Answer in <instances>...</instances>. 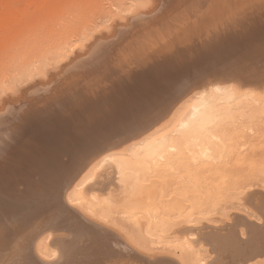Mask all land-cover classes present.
Segmentation results:
<instances>
[{"label": "rangeland", "instance_id": "obj_1", "mask_svg": "<svg viewBox=\"0 0 264 264\" xmlns=\"http://www.w3.org/2000/svg\"><path fill=\"white\" fill-rule=\"evenodd\" d=\"M27 26L41 29L38 39L12 40ZM0 36L4 38L0 37V57L12 61L10 66L0 58L1 74H6L8 64L7 73L13 78L22 76L21 60H28L29 67L40 58L36 53L42 56L48 46L56 51L52 59L48 55L43 70L23 83L9 80L11 85L0 94V122L6 123L0 125V212L15 214L9 218L12 225H1V234L16 245V264L28 259L27 264H37L41 258L50 264H97L101 249L100 240L81 224L69 228L64 222L73 229V239L67 227L61 228L63 220H72L71 214L57 207L56 191L43 189L33 171L28 175L40 168L46 170L45 178L55 181L52 186L65 178L62 188L67 184V190L83 195L87 211L93 208L92 201H111V197L110 206L117 210L158 208L156 221L140 218L131 230L121 228L132 240L118 237L121 249L113 251L114 256L107 254L104 264H179L177 255L189 264L193 262L189 247L198 246L207 255L203 264L243 259L247 264H264V106L253 111L252 106L241 107L242 100H233L232 110H220L197 137L178 139L174 147L163 150L166 159L168 151L172 157L176 153L179 160L173 166L166 160L141 161L136 154L142 149L137 150L127 160L125 177L128 182L133 178L128 187L118 185L114 168H98L97 163L101 144L115 137L125 140L111 151L124 153L137 137L170 135L176 121L190 113L189 97L203 86L199 79L213 63L218 68H246L255 76L246 88L261 99L264 0H0ZM4 41L6 45L1 44ZM224 41L229 42L226 50L219 48ZM212 43L221 54L206 62L212 56L208 54ZM24 184L29 189L28 196L23 195L25 205L16 207L14 203L24 199ZM80 184V190L74 188ZM34 207L39 217L31 214ZM106 228L117 233L109 225ZM182 236L190 246L182 244L177 255L149 244L159 237L180 240ZM68 242L74 247L68 249ZM248 256L259 257L249 260Z\"/></svg>", "mask_w": 264, "mask_h": 264}, {"label": "bare ground", "instance_id": "obj_2", "mask_svg": "<svg viewBox=\"0 0 264 264\" xmlns=\"http://www.w3.org/2000/svg\"><path fill=\"white\" fill-rule=\"evenodd\" d=\"M135 4V3H134ZM137 4V3H136ZM250 12V11H249ZM245 13V12H244ZM249 15V14H248ZM37 23V22H36ZM39 24V22L37 23ZM30 26V25H29ZM27 26L25 28V31L22 27L21 30L19 32H17V36H15L16 34L14 33V36L12 37V40L13 38H16L15 39L16 41L17 40H20L19 42H21V40L23 41H26V40H29L30 37L33 39V37H37V35H39L40 33V30H35L36 27H30ZM248 26V25H247ZM46 28V27H45ZM44 28V30H45ZM27 29V30H26ZM72 29V28H71ZM42 30V32L44 31ZM50 30V29H49ZM48 30V31H49ZM52 30V29H51ZM51 32V31H50ZM45 33V32H43ZM46 33H47V30H46ZM49 33V32H48ZM47 33V34H48ZM244 33V32H243ZM6 33H4L5 35ZM46 34V36H47ZM3 35V34H2ZM8 35V34H7ZM21 35V36H20ZM41 35V34H40ZM64 35V34H63ZM3 38V36H0ZM8 38V36H5ZM6 38V40H8ZM40 38V37H39ZM231 38V37H230ZM244 38V37H243ZM10 41L11 38H9ZM36 39V38H35ZM38 39V37H37ZM14 40V41H15ZM31 40V39H30ZM8 40V43L10 42ZM33 41V40H32ZM103 41V40H102ZM3 42V41H1ZM18 42V43H19ZM34 42V41H33ZM17 43V42H16ZM1 44H7V42L4 41V43H1ZM24 44V43H23ZM5 45H4V50L5 51ZM11 45H13L11 43ZM20 45V44H19ZM28 45H30V42L28 43ZM33 45V44H32ZM52 45V44H51ZM56 44L52 45L55 47ZM209 50H208V54L210 53V55H212L209 59L211 60H205L206 62H212V59L214 58H217V56L219 54H221L219 52V48H224L225 50L227 49L228 45H229V42L228 44L225 43H220L219 44V48L217 46V48L215 49L213 45V43L210 45ZM218 45V44H217ZM238 45V44H237ZM16 46V45H15ZM1 47V46H0ZM3 47V46H2ZM24 47V45L22 46ZM51 47V46H50ZM58 47V45L56 46V48ZM53 49V47H51ZM64 48V47H63ZM62 46L60 49H63ZM14 50V45H13V48ZM15 49L17 50V48L15 47ZM22 49V48H21ZM21 49H19L18 51H20ZM30 49V47H29ZM59 48L57 50H60ZM69 49V48H68ZM67 49V50H68ZM72 48H70L71 50ZM2 50V49H1ZM43 50H46V49H42L41 51ZM7 51H8V47H7ZM24 51V49H23ZM38 52L39 54L41 53ZM55 51L52 50L50 51L49 50V46H48V49L46 50V53H43L42 52V56L40 54V56L36 55V58L40 57L37 61L33 60V63L29 65L28 67V60H26V62L24 60H21L20 63L22 62L21 64V68H19L20 66H18V71L19 70H23L21 71L22 72V76L20 75V77H16V78H13V77H10V73L8 71L7 73V69H6V66L10 63H12V61L9 62L8 58V64L6 65L5 63V70H6V74H8V76L5 77L4 73L3 72V75L1 74L2 73V69L1 72H0V75L4 78H1L0 76V94H2L3 92L5 93L6 89L8 88V85H11V82L13 83L14 80L17 82H20L19 80H21V83L22 80L25 81L27 80L31 75H33L36 71H39V70H43L42 68L44 67L46 61L45 60H48V55H50L49 57L52 59V56L51 55L53 52ZM69 51V50H68ZM10 53H13L11 50H9ZM45 52V51H44ZM56 52V51H55ZM54 52V53H55ZM219 54H218V53ZM5 53V52H4ZM17 54V53H16ZM10 55V54H9ZM22 55H24L22 53ZM25 55H27L25 53ZM201 55V54H200ZM2 56V54H1ZM4 56H6V53L4 54ZM63 56V54H61V52L58 53L57 57L58 58H61ZM3 57V56H2ZM0 57V58H2ZM8 57V56H7ZM14 57V56H13ZM12 59V58H11ZM29 59V58H28ZM33 59H34V56H33ZM4 59L3 57V61H7ZM27 63V67L25 68L24 67V63ZM30 62V61H29ZM226 62V61H225ZM228 63V62H227ZM0 64H2L0 62ZM3 64V66H4ZM14 64V63H13ZM16 64H19V63H15L14 65ZM208 64V63H206ZM198 65V64H197ZM212 65V63H211ZM217 65V64H216ZM220 65V64H219ZM11 66V64H10ZM1 67V66H0ZM9 67V65H8ZM13 67V66H12ZM22 67H24L22 69ZM2 68V67H1ZM4 68V67H3ZM11 68V67H10ZM234 67L231 66V67H225V68H218L215 66V64L213 63V66L211 68H208L207 70V73L204 72V74H202L201 78L199 79V83L202 87L199 89V90H194V92H192L191 96L189 97V101L187 102V104L190 106V113L188 114V116H186L185 118L183 119H178V121H176V123L171 127L170 129V135H165L163 137H159L157 138V136H155L156 134L154 133V135L152 133L148 134L147 136H143L142 138L138 139V140H135V139H132V142L130 145L127 146L126 148V152L124 153H118L116 151H111V149H113L114 147L120 145L123 140H125V138H120V137H115L114 138V141H110V143L107 142H104L103 145L101 148L102 149H99V159L97 161L98 163V168L100 167H103V166H109V167H112L114 168L115 170V173L116 175H118V177L116 178V181L118 183V185H121V186H127L129 184H131V180L133 179L131 176V179L130 181L128 182V180L126 179V175L129 176L128 174V168H127V160L130 158V155H132L133 153H135L137 150L139 149H142L141 152L143 153H139V154H136V157L141 160V161H146V162H149V161H162V160H166V164H169L171 166H173L174 164L177 163V161L179 160L176 153H175V156H171V152L168 151L169 155H168V158L166 159L164 153H163V150L167 147H174V145H176V142L178 141V139H191V138H195L197 137L198 134H200V131L202 130L203 126H205L210 120L212 119H215L217 113L220 112V110H223V111H230L232 110V101H236L237 99L239 100H242L243 102V105H241V107L245 108V107H249V106H252L253 108V111L255 109V107L259 108L260 106H264V91H263V95H262V98L261 99H258V97L255 96V94L253 93V89H249V88H246L247 86H249L250 84L254 83L255 80H253V78H255V76H250L251 73L249 74V72H247V69L245 68L244 70L242 69H233ZM17 69V68H16ZM25 69V70H24ZM233 69V70H232ZM10 70V69H8ZM15 71V66H14V69H13V72ZM219 71V72H218ZM17 74V72H15ZM210 73V74H208ZM245 73H247L245 75ZM15 74V75H16ZM24 75V76H23ZM249 76V77H248ZM7 77H8V82H7ZM257 77V76H256ZM260 78V77H259ZM11 79H14L13 81ZM230 79H232L234 82L233 84H225L227 81H230ZM9 80L11 82H9ZM88 82V81H86ZM10 83V84H9ZM90 83V82H89ZM88 83V84H89ZM93 84V83H92ZM96 84V83H95ZM77 85V84H76ZM205 85V86H204ZM89 86V85H88ZM88 89V88H87ZM91 89V88H90ZM240 89V90H239ZM96 91V90H94ZM93 91V92H94ZM80 92V91H79ZM91 93V92H90ZM95 93V92H94ZM98 93V92H97ZM239 94V96L237 95ZM29 95V94H28ZM81 95V93H80ZM83 95V94H82ZM98 95V94H97ZM93 96V94H92ZM96 97V96H94ZM97 98V97H96ZM108 98V97H106ZM105 98V100H106ZM110 98V96H109ZM99 99V98H98ZM101 100V99H100ZM104 99L102 98V101ZM101 101V102H102ZM90 102V101H89ZM94 102V101H93ZM100 102V101H99ZM95 103V102H94ZM90 106V105H89ZM245 106V107H244ZM238 107V106H237ZM3 108V106H2ZM1 108V109H2ZM178 109V108H177ZM176 109V111H177ZM264 109V108H263ZM137 110V109H136ZM9 111V110H8ZM263 112V111H262ZM14 113V112H13ZM255 113V112H254ZM9 112H8V116H9ZM253 114V113H252ZM11 115V114H10ZM7 116V115H6ZM7 118V117H6ZM9 120V119H8ZM22 123V122H21ZM3 124H6L5 122ZM1 124L0 122V125H3ZM34 124V123H33ZM88 125V124H87ZM2 129L4 130L5 128L2 127ZM148 130V129H147ZM4 132V131H3ZM2 132V134H3ZM101 135V134H100ZM143 135V134H140V136ZM4 136V134H3ZM139 136V137H140ZM155 136V137H154ZM6 137V136H5ZM100 137V136H99ZM130 137V136H129ZM131 141V140H130ZM109 145V148L110 149H107ZM106 146V147H105ZM105 147V148H104ZM66 163V162H65ZM195 167V166H194ZM29 169H31L30 166H28ZM46 168V167H45ZM69 170V169H68ZM34 172L33 174H37L38 177H40L39 179V184L43 185V189L45 190H49L48 188L51 187V189H53V193H57V196L56 194H54L53 196H56L55 199L57 200V207L60 206L62 211L63 212H67L68 214H71L70 216L72 217V220L70 221L69 219L67 220V218L65 220H63V224L59 221V223H61V228H64V227H67L66 225L68 224L69 225V228H76V226H73V225H76V223H79L81 224V229H83L84 231H88V232H91L93 234H95L94 238H96L97 240H100L99 241V246L101 247L100 249V252L99 254L97 255V259H96V263L97 264H104L103 263V258L107 256V254L111 255V256H114L115 252L113 251H119V249H121V244L119 242V238L118 237H122L124 238L126 241H131L132 237H131V234L129 232H126L125 230L126 229H129L131 230L133 228V225L137 222V220H139L140 218L147 221V222H153V221H156L159 216H160V212L158 210V208H156L155 206H147L145 207L144 209H141V210H134V211H128V210H117V209H114L113 207L110 206V202L112 201V197H111V201L110 199L106 198L105 200H97L96 202L95 201H92V205H93V208H90L89 211H87L88 209L86 207L83 206V203H84V196L81 195V194H76L77 192L74 191L72 189L71 190H67V187L68 185L66 184L63 188H62V185L65 183H61L63 182L64 180H66L65 178H62L61 180H56V188L55 186H52V184L50 185V183H54L53 185H55V181H51L52 179H49V178H45V171L46 170H43V169H37V170H30L28 171V175L31 176V172ZM38 171V172H37ZM1 173V172H0ZM67 175V172L65 173ZM1 176V175H0ZM55 176V175H54ZM63 176V175H62ZM36 177V176H35ZM45 182V183H44ZM22 183H24V180L22 181ZM28 183V182H27ZM44 183V184H43ZM46 184V185H45ZM39 185V186H40ZM50 185V186H49ZM24 186H26L24 184ZM23 186V195H26L28 190L27 189V186L24 187ZM81 186L82 184L80 185H76L74 188H76L77 190H80L81 189ZM78 187V188H77ZM128 187V186H127ZM131 187V186H130ZM129 187V189H130ZM29 188V187H28ZM41 188V187H40ZM122 188V187H120ZM60 189H62L61 191H59ZM21 190V189H20ZM38 191H42V190H38ZM36 191V192H38ZM44 191V190H43ZM59 191V192H58ZM35 192V193H36ZM110 191H108L109 193ZM112 192V191H111ZM110 192V193H111ZM50 193V192H49ZM107 193V194H108ZM115 193V192H113ZM38 194V193H37ZM47 194V193H46ZM42 195V193L40 194ZM110 195V194H109ZM21 196H18L20 199H21ZM28 196V195H26ZM26 196H23L24 199H21V200H17V203L15 202L14 204H16V207H20L18 205V203H23V205H21V207H23L25 204V198ZM49 196V195H47ZM108 196V195H107ZM43 197V196H42ZM45 197V196H44ZM50 198V197H49ZM48 198V199H49ZM53 198V197H52ZM40 199V198H39ZM45 200V199H44ZM45 201H48V200H45ZM110 201V202H109ZM50 202V201H49ZM41 202H39L40 204ZM51 203V202H50ZM43 205V204H42ZM45 205V204H44ZM52 205V204H51ZM55 205V204H54ZM49 206V205H48ZM56 207V206H55ZM78 208V211L76 208ZM41 208V207H40ZM43 208V207H42ZM51 208V207H50ZM54 208V206H53ZM116 208V207H115ZM29 210L32 209V206L30 208H28ZM35 207L33 208V210L31 211V214L33 216L37 215L38 216V213L37 211H35ZM39 210H42V209H39ZM86 210V212L84 213V211ZM43 211V210H42ZM41 211V212H42ZM8 212V211H7ZM34 212V213H33ZM85 215L86 217H83V215ZM86 213H88L86 215ZM44 214V213H43ZM15 214L12 213V210L10 212V214H7L5 212H0V264H16V260H17V257L15 256L17 253L16 251H14V247L16 248V245L12 244V241L11 238L7 237L5 238L1 233H2V226L1 225H5L7 226V224H10L12 223L11 222V218L12 216H14ZM62 216V215H61ZM39 217V216H38ZM61 218V217H60ZM65 218V217H63ZM89 218V219H88ZM40 219V218H39ZM43 217H42V221H43ZM7 220V221H6ZM37 220V219H36ZM75 222H74V221ZM33 221V219H32ZM31 221V222H32ZM61 221V220H60ZM68 221V222H67ZM79 221V222H78ZM55 222V223H57ZM64 222H66L64 224ZM33 223V222H32ZM58 223V224H59ZM15 224V223H13ZM49 224V223H48ZM12 225V224H10ZM28 225H31L28 224ZM50 225V224H49ZM48 225V226H49ZM57 225V224H56ZM64 227H63V226ZM109 225L112 227V229H114L117 233L109 230L106 228V226ZM17 226V225H16ZM51 226V225H50ZM60 226V224H59ZM19 227V225L17 226ZM21 227V226H20ZM29 227V226H28ZM26 227V228H28ZM25 228V230H26ZM37 228V226H36ZM51 228V227H50ZM56 228V226H55ZM54 228V229H55ZM58 228V227H57ZM56 228V229H57ZM60 228V227H59ZM68 228V227H67ZM68 228V229H69ZM78 228V226H77ZM121 228H124L125 230L121 229ZM52 229V228H51ZM67 229V230H68ZM65 230V228H64ZM71 230L73 229H69V231H67V234L70 235V237L73 239L75 237L74 233L73 232H70ZM16 231V230H15ZM24 231V230H23ZM22 231V232H23ZM47 231V229H46ZM45 231V232H46ZM83 231V232H84ZM123 231V233L121 232ZM6 232H9V231H6ZM77 232V231H76ZM35 233V232H34ZM81 233H82V230H81ZM80 233V234H81ZM9 234V233H8ZM13 234V233H12ZM17 234V233H16ZM43 234V233H41ZM14 235V234H13ZM19 235V234H17ZM16 235V236H17ZM82 235V234H81ZM9 236V235H8ZM28 236V235H27ZM32 235H30L31 237ZM77 236H79V233H77ZM76 236V237H77ZM87 236V235H86ZM12 237V236H11ZM18 237V236H17ZM25 237V235H24ZM23 237V238H24ZM82 237V236H81ZM80 237V238H81ZM89 237V236H87ZM87 237H86V240H87ZM16 238V237H15ZM83 238V237H82ZM187 237L185 236H182L180 238V240H177L176 238H171V237H159V238H156L154 240H151L149 242L150 245L153 246V248L157 249V250H160V251H164L170 255H177V253L180 251L179 249L182 247V244H186L187 247H189L190 245L187 244ZM19 240V238H18ZM22 240V239H21ZM24 240V239H23ZM85 240V239H84ZM17 241V239H16ZM89 240H87L88 242ZM92 241V239H91ZM90 241V242H91ZM94 241V240H93ZM93 241L91 246H93ZM18 242V241H17ZM31 242V241H30ZM86 242V243H87ZM33 243H34V240H33ZM68 249H70L73 245V243L71 244V242H68ZM89 244V243H88ZM135 245V243H133ZM32 245V243H31ZM30 245V246H31ZM35 244H33L32 246H34ZM76 245V244H75ZM95 245V244H94ZM86 246V244H85ZM83 244H82V247L88 249V246L85 247ZM90 246V245H89ZM96 246V245H95ZM262 246V245H261ZM18 247V246H17ZM74 247V246H73ZM72 247V248H73ZM76 247V246H75ZM98 247V245H97ZM81 248V247H80ZM92 248V247H91ZM94 248V247H93ZM190 248V255H189V260L190 258L193 259V262L192 263H189V264H203V262L205 261L207 255H204V254H201L200 252V247L198 246V248H192V247H189ZM236 248V247H235ZM234 248V250H235ZM262 248V247H261ZM27 249V248H26ZM25 249V250H26ZM32 249V247H31ZM34 249V247H33ZM82 249V248H81ZM260 249V248H259ZM264 249V247H263ZM262 249V250H263ZM17 250V249H16ZM83 250V249H82ZM178 250V251H177ZM232 250V251H234ZM34 251V250H31V252ZM35 255L33 253H29V255L33 254L35 259L37 261L36 258H39L37 254L38 251L37 249L35 248ZM40 251V249H39ZM91 251V250H89ZM96 251V249H95ZM261 251V250H260ZM15 252V253H14ZM85 252V250L83 251ZM88 252V250H87ZM263 252V251H262ZM86 253V252H85ZM84 253V254H85ZM234 253V252H233ZM240 253V252H238ZM237 253V254H238ZM41 255L43 253H40ZM235 254V253H234ZM243 254V253H242ZM117 255V254H116ZM254 255V254H253ZM257 255V254H256ZM259 256L262 255L261 253L258 254ZM135 258H143V257H137V256H134V255H131ZM178 257V263L179 264H186V261L184 260V258L181 256V255H177ZM243 256V255H241ZM259 256H248L249 260H252V259H255ZM264 256V255H263ZM31 258V256H29ZM92 257V255H91ZM109 257V256H108ZM117 257V256H116ZM88 258H90L89 254H88ZM110 258V257H109ZM113 258V257H112ZM118 258V257H117ZM238 258V257H237ZM40 259V258H39ZM108 259V258H107ZM145 259V258H144ZM263 259V258H262ZM31 260V259H30ZM33 258H32V262L34 261ZM105 260V259H104ZM146 260V259H145ZM242 260V259H241ZM29 261V259H28ZM27 261V262H28ZM245 259L242 260V263L240 261L237 262L236 260V263L234 264H247L248 262L244 263ZM257 261V260H256ZM26 263H23V264H27ZM92 262V261H91ZM157 262V261H156ZM254 262V261H253ZM88 263V261H87ZM95 263V262H94ZM233 263V262H232ZM31 264V263H30ZM33 264V263H32ZM36 264V263H35ZM37 264H50L48 262H45L42 260L41 258V261L38 260V263ZM253 264V263H252Z\"/></svg>", "mask_w": 264, "mask_h": 264}]
</instances>
